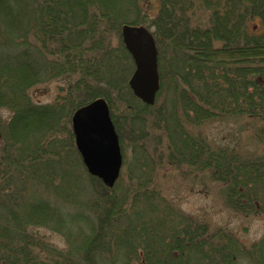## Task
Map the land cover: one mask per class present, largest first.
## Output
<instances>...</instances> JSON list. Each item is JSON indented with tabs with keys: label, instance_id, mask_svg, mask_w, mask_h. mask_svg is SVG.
Masks as SVG:
<instances>
[{
	"label": "trees",
	"instance_id": "16d2710c",
	"mask_svg": "<svg viewBox=\"0 0 264 264\" xmlns=\"http://www.w3.org/2000/svg\"><path fill=\"white\" fill-rule=\"evenodd\" d=\"M148 2L0 0V264H188L192 255L235 264L243 254L249 264H264V235L243 247L231 231L211 229L169 195L150 154L142 156L146 163L138 160L139 126L158 104L134 96L128 80L135 65L121 34L124 23L155 26L163 87L171 56L186 53L185 73L173 74L179 99L169 119L179 124L177 106L186 97L195 112L187 120L210 125L233 115L264 140V0H159L154 20ZM257 18L261 30L249 25ZM218 36L223 47L213 44ZM190 38L198 44L188 58ZM54 81L56 97L35 101L31 89ZM99 97L109 103L120 145L132 134L138 162L112 187L87 171L72 126L73 113ZM179 125L171 138L166 129L171 170L203 172L235 212L264 215V153L245 154ZM40 228L61 235L67 246L58 247Z\"/></svg>",
	"mask_w": 264,
	"mask_h": 264
},
{
	"label": "rangeland",
	"instance_id": "374dc122",
	"mask_svg": "<svg viewBox=\"0 0 264 264\" xmlns=\"http://www.w3.org/2000/svg\"><path fill=\"white\" fill-rule=\"evenodd\" d=\"M158 1L159 0H149V2L145 4L147 8L146 13L149 15L147 17L151 20H154L155 16L159 12L160 6ZM129 17L133 18L132 15H129ZM254 23L261 25L259 30L262 29V23L259 18L249 22V25L253 27ZM146 24H148V22H146ZM150 29L152 31H155V26H151ZM222 39L223 38L221 36H218L213 40V44H217L216 46L223 47L224 41ZM179 40L181 39L179 38ZM197 42L198 41L196 39L191 38L189 39V41H186L185 44L189 53L187 54L188 58H191V55L194 54V49H196V44H198ZM164 56L166 57V54H164ZM182 60H186V53L183 51L179 50L177 54L171 56V63L170 65L167 64V69L164 73V76L166 77V85L165 87L161 86L158 91L159 93L156 97V105L158 104V106L156 109L153 108L156 112L152 116V120L149 119L148 114H146L148 118V128L147 123L145 121L144 127L142 126V123L139 126V122H137V125L142 130H139V132L143 133H138L136 135V138L138 140V146L136 150L137 158L138 160L141 159V161H144V163H146V158L142 156L147 155L149 157L148 154H150V159L148 161L152 164V168L156 169L155 172L159 174L158 180L163 183L166 188H168L169 195L172 194L174 197H176L175 201L180 205L181 209L186 214L197 216V218H199L202 223H208L209 226H211V229L213 230L221 228L231 231L239 239V241L242 242L240 244L243 247H250L252 244L260 241V239L264 235V215L251 216L246 215L244 213L241 214L235 212L227 205V202L224 198L222 189L220 188L219 184L217 182L212 181L208 176H206L205 173L203 174V172H199L200 174L197 177H195L196 173H192L191 177L190 175L185 173L189 170L183 173L182 171H178L174 168L171 170L172 150L168 145L169 141L166 140L167 138H169V133L166 129L167 126L170 125L169 131L171 138V131L175 130V128L172 130V126H177L182 123L184 126H186V129L188 131H192L194 134L200 132L201 135L205 137L207 136V134H209L211 140H215L220 144L223 143L229 145L230 148L236 146L237 149L241 150L242 152H245V154L257 152L263 154L264 140H257L255 138L254 128H247L248 130L246 131L242 129L245 128V123L248 120H242L240 117H236L233 115H231V117H233L234 119L226 117V121L217 120L215 122H211L210 125L204 122H199L200 124H195L193 121L187 120V114L195 117V112H193L192 106L191 110L190 108L188 109L185 106L188 102L186 97H184L185 102L181 101L177 106V113L181 116L179 118V124L176 123V121L169 119L170 114L172 115V103L179 99L177 98V93L174 87L176 80L175 78L173 79V74H177L179 71L181 72L182 70L183 73H185L186 71V67L184 66L185 63L182 62ZM127 62L129 68H132V63L128 60V58ZM189 72H191L190 69ZM178 77L179 79H182V75ZM190 80L192 82L193 78L191 77L188 79V82L191 85ZM58 85L59 83L56 81L45 84H39L33 87L30 92L35 101L50 102L56 97V94L58 92ZM190 85L188 86L187 84H184V86L188 87V90L183 91L185 94L189 93ZM140 102L134 100L133 104L135 105L136 103L137 105H140ZM232 102H235V100H233ZM130 105L132 104L130 103ZM3 113H7V111L5 110ZM223 116L224 115L221 114V117ZM238 118L240 120H238ZM123 120H121L122 123L124 122ZM159 120L161 121L159 122ZM125 123L126 122H124V124ZM165 126L166 128H163ZM157 127L159 129H157ZM126 129L127 132H130L128 131V123ZM127 139L129 141L126 140L125 145H120L121 151H124L123 162H127V164L124 163L125 165L122 164L121 167L120 175H122L123 173L124 177L126 175L127 170L129 169V166L132 164H136L137 162H135V159H133L135 150L133 145L134 138L131 133H127ZM180 144L182 145L184 150H187L189 148L187 141L185 143L181 142ZM141 152H143V155ZM187 161L191 163L193 162L190 160H185V162ZM202 164H204V161L202 162ZM184 168L189 169L188 166H184ZM88 181L90 182V180ZM171 185L173 186L172 190ZM38 231L41 235H44V237L48 238L58 247L67 246L65 239L61 235L41 228L38 229ZM202 251L204 252V250ZM239 256L240 257L238 258H234L235 264L250 263V259L246 258L248 256H246L245 254ZM191 257H196V260ZM191 257L188 261V264H210L209 261H207V259L204 258L203 255H192ZM94 264H100V262L98 261Z\"/></svg>",
	"mask_w": 264,
	"mask_h": 264
},
{
	"label": "water",
	"instance_id": "95a60500",
	"mask_svg": "<svg viewBox=\"0 0 264 264\" xmlns=\"http://www.w3.org/2000/svg\"><path fill=\"white\" fill-rule=\"evenodd\" d=\"M121 33L135 63L130 88L141 101L154 104L160 88L155 37L145 25L128 23L122 25ZM72 123L88 171L112 186L119 175L121 152L106 100L97 98L76 110Z\"/></svg>",
	"mask_w": 264,
	"mask_h": 264
}]
</instances>
